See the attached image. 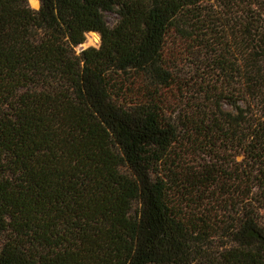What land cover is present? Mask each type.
<instances>
[{"label": "trees", "instance_id": "obj_1", "mask_svg": "<svg viewBox=\"0 0 264 264\" xmlns=\"http://www.w3.org/2000/svg\"><path fill=\"white\" fill-rule=\"evenodd\" d=\"M210 1L0 0V264H264V7Z\"/></svg>", "mask_w": 264, "mask_h": 264}, {"label": "rangeland", "instance_id": "obj_2", "mask_svg": "<svg viewBox=\"0 0 264 264\" xmlns=\"http://www.w3.org/2000/svg\"><path fill=\"white\" fill-rule=\"evenodd\" d=\"M32 1L33 0H29L30 7L34 10H38L40 8L39 0H37V6H34ZM230 3L231 5L226 7L222 0H212L208 3V8L218 12L224 11L227 14L231 12L230 15H232V18H238L243 17L244 14L242 13V10L246 11L247 5L249 6L250 3L254 5L250 8L251 11L255 9L256 11L261 12V7H264V0H231ZM105 17L106 22L110 27L114 26L119 20V17L116 13H106ZM100 44L101 41L99 35L89 34L88 36L86 35V42L83 45L77 47L76 50L77 52H80L84 49V47L98 48ZM194 51L195 48L192 47L190 42L180 39L179 37H175L174 35L169 40L167 45L168 55L171 57V59H175L177 61V70L181 76V79L184 82H190V85L191 83H200L201 77L206 73V64L209 63L207 53L205 55L203 51L196 50V56H194ZM193 91L190 92V90H188V94L184 96V93H180L179 90L173 89L167 94V98L169 101H171V103H173L174 106L172 107H174V110H176L178 107L177 110L180 112L181 110H186L188 105L187 103L190 104L192 99L196 97V94H193L195 93ZM225 109L229 110L230 107L225 104ZM238 160H240V158H238ZM219 243L221 244V242ZM219 243L218 246H220Z\"/></svg>", "mask_w": 264, "mask_h": 264}, {"label": "bare ground", "instance_id": "obj_3", "mask_svg": "<svg viewBox=\"0 0 264 264\" xmlns=\"http://www.w3.org/2000/svg\"><path fill=\"white\" fill-rule=\"evenodd\" d=\"M32 4H33L34 6H37V5H38V1H37V0H33V1H32Z\"/></svg>", "mask_w": 264, "mask_h": 264}, {"label": "water", "instance_id": "obj_4", "mask_svg": "<svg viewBox=\"0 0 264 264\" xmlns=\"http://www.w3.org/2000/svg\"><path fill=\"white\" fill-rule=\"evenodd\" d=\"M100 35V34H99ZM100 41H101V36H100ZM84 49H86L85 47H84Z\"/></svg>", "mask_w": 264, "mask_h": 264}]
</instances>
